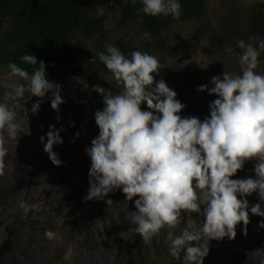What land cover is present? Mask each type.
<instances>
[{"label":"clouds","instance_id":"clouds-1","mask_svg":"<svg viewBox=\"0 0 264 264\" xmlns=\"http://www.w3.org/2000/svg\"><path fill=\"white\" fill-rule=\"evenodd\" d=\"M140 3L136 15H163L177 20L181 16L178 0ZM103 14L104 7L100 6L97 15ZM237 46L239 53L232 48L225 52L236 56L241 74L224 71L222 77H211L212 87L198 86L197 91L218 97L209 103L210 115L203 120L180 115L186 105L163 78L155 80L153 74L164 68L155 56L133 51L126 57L113 44L97 54L122 91L114 93L92 86V91L102 97L104 107L94 113L99 134L85 149L91 167L84 199L101 201L116 191H122L127 201L136 198V210L126 214L125 219L145 243L162 229L183 225L178 235L168 232L169 255L180 259L183 252L187 264H204L210 242L235 240L238 225L242 224L246 237L249 213L264 217V74L255 71L264 53V39H240ZM20 59L34 67L30 73L16 63H8L9 76L19 81L0 98V177L6 174L9 141L17 144L25 132L23 121L9 101L22 99L26 93L39 98L31 106L33 114L39 112L46 96L57 113L66 102L61 96L62 86L46 75L44 61H38L34 54H23ZM37 63L39 67H35ZM145 103L148 110H142ZM62 131L63 127L50 125L39 138L57 167L64 163L54 151L55 145L64 143ZM246 163H253L255 176L233 179ZM254 193L260 202L250 205L247 197ZM105 203L109 208L114 204L111 199ZM19 207L27 214L32 205L21 200ZM188 213H199L203 223L186 220ZM259 228L264 229V220Z\"/></svg>","mask_w":264,"mask_h":264},{"label":"rangeland","instance_id":"rangeland-1","mask_svg":"<svg viewBox=\"0 0 264 264\" xmlns=\"http://www.w3.org/2000/svg\"><path fill=\"white\" fill-rule=\"evenodd\" d=\"M206 2L205 17L190 20L171 17L172 23L160 34H154L141 20L122 23L121 5L112 0H95L97 12L100 6L104 7L102 16L107 37L84 42L74 38V55L81 62L93 61L99 52L105 51L107 44H113L126 57L133 51L155 56L164 67L159 74H153L155 80L163 78L177 93V99L186 105L180 115L203 120L210 115L209 103L218 97L197 91L198 86L212 87L211 77H222L224 71L241 74L236 56H230L225 49L232 48L239 53L237 41L247 42L253 37L249 32L251 17L256 12H264V0ZM12 25L11 16L0 9V44ZM121 42L133 46L134 50L122 49ZM258 59L260 64L255 71L264 74V53ZM9 71L8 65L0 60V98L19 81L18 77L9 76ZM54 81L62 86L61 96L66 101L60 105L59 113L51 108L47 96L37 114L31 112L37 97L26 93L22 99L9 101L18 119L23 121L25 132L17 144L9 141L6 174L0 177V245L8 227L15 232V246L3 264H125L137 258L140 247L137 234L132 230L134 226L125 219L126 214L136 210V198L127 201L122 191H116L105 200L84 199L91 167L85 149L99 134L94 113L103 109L92 86H108L115 79L110 71H91L85 76ZM141 107L148 110L146 103ZM50 125L64 129L60 133L64 143L54 146L64 162L60 167L51 163L39 139ZM253 167V163H246L233 179L254 177ZM107 199L114 202L110 208L105 203ZM247 199L250 205L260 202L256 193ZM21 200L32 205L27 214L19 207ZM249 215L247 236L243 235L241 224L237 226L235 240L211 241L204 264H264V229L259 228L264 217ZM185 219L196 220L198 225L203 223L199 213H188ZM182 227L162 229L149 243L144 242L146 264H187L183 252L180 259L169 255L168 232L178 235Z\"/></svg>","mask_w":264,"mask_h":264},{"label":"trees","instance_id":"trees-1","mask_svg":"<svg viewBox=\"0 0 264 264\" xmlns=\"http://www.w3.org/2000/svg\"><path fill=\"white\" fill-rule=\"evenodd\" d=\"M95 0H0V9L9 14L13 25L0 44V60L7 64L11 61L30 73L32 65L24 63L23 54H34L38 61H44L50 80L68 76H85L91 71H109L98 57L89 62H81L74 55L73 39L79 42L94 38L107 37L104 17L97 15ZM123 7L122 23L142 22L143 26L154 34H160L171 23V16L152 17L136 10L142 7L140 2L132 0H112ZM181 5V17L186 20L201 19L207 15L206 0H178ZM253 37L264 39V12H256L251 17L249 30ZM123 49L134 50L131 45L119 43ZM35 67H39V63ZM105 89L120 92L116 81ZM97 102L104 107L102 97L95 92ZM140 247L138 256L125 264H146L143 255V239L137 234ZM15 246V232L8 227L7 236L0 245V264Z\"/></svg>","mask_w":264,"mask_h":264}]
</instances>
